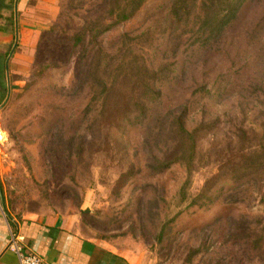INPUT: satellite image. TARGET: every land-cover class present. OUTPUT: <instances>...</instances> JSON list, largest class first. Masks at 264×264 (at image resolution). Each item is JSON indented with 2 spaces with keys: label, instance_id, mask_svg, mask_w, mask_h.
Listing matches in <instances>:
<instances>
[{
  "label": "rangeland",
  "instance_id": "374dc122",
  "mask_svg": "<svg viewBox=\"0 0 264 264\" xmlns=\"http://www.w3.org/2000/svg\"><path fill=\"white\" fill-rule=\"evenodd\" d=\"M33 1L37 42L0 98L2 213L73 218L134 264H264V169L232 173L239 148L264 143V0H241L220 35L200 37L172 0H146L95 40L113 0ZM148 71L154 100L139 111ZM184 103L187 129L209 123L186 186L182 163L153 171V156L178 151L170 121Z\"/></svg>",
  "mask_w": 264,
  "mask_h": 264
},
{
  "label": "crops",
  "instance_id": "0c3cea01",
  "mask_svg": "<svg viewBox=\"0 0 264 264\" xmlns=\"http://www.w3.org/2000/svg\"><path fill=\"white\" fill-rule=\"evenodd\" d=\"M33 3L0 0V98L8 83L7 69L16 68L18 57L32 50L37 42L35 11L39 5ZM71 220L59 213L4 215L0 208V264H19L15 252L8 248L10 232L21 235L25 250L38 254L47 264H134L127 254L84 236Z\"/></svg>",
  "mask_w": 264,
  "mask_h": 264
},
{
  "label": "trees",
  "instance_id": "16d2710c",
  "mask_svg": "<svg viewBox=\"0 0 264 264\" xmlns=\"http://www.w3.org/2000/svg\"><path fill=\"white\" fill-rule=\"evenodd\" d=\"M113 1L114 5L111 6V8L109 9V19L112 20L107 24L103 22L101 24V28H97L94 34H88L91 36L92 40L96 39L97 35L95 34L109 30L112 27L118 25L119 23L131 18L135 14L137 9L146 0ZM197 1L198 0H172L170 5V14L178 23H180L182 20H185V23L188 24L190 22L189 16L192 17L191 21L194 20L193 22H195V25L197 26V29L194 31V33L197 34V36L199 37L203 35H220L221 32L225 30L227 25L235 18V15L238 10V5L241 3V0H199V3H197ZM85 34L87 33L84 29L75 32L73 34V39L75 40V43L77 44L82 41ZM125 36L127 37V34H125ZM263 36L264 23L261 21L259 29L255 31L253 38L254 40L258 41ZM261 46L263 47L264 51V43ZM141 67L144 70H147L145 63H142ZM105 72V66H98V78L102 80L105 75ZM147 73L149 74V76L146 78V88L148 89V94H138L135 99L138 106L140 107L139 111L145 110L147 108L146 103H149L150 101L154 100L153 95L155 94V90L153 87V81L154 79H156V72L148 71ZM104 87L105 92H107L108 87H106L105 85ZM188 107V103L180 105V109L178 108L175 114H172L173 117L170 121V129L176 133V139L174 143H176L179 147L178 151L174 152L176 155H170L168 154V152H165L163 153L161 158L153 156V158L158 162V167L153 168L154 172H161L172 163H182L185 166L188 175L184 186L187 185L189 176L194 170L193 168L195 156L199 152L198 137L200 136V133L203 129H209V123L206 124L204 120L200 121L199 126H195L192 129H187L186 120ZM249 131L254 132V130L252 129H250ZM237 132L241 133V135L245 137L249 136L248 130L241 126L237 127ZM254 138V135L249 136L250 140H247L249 144H251V140ZM257 146H260V148L253 149L250 148L251 145H249L246 148L242 147L238 149L236 157L241 163L239 164V167L232 171L233 174L238 172V175L241 179L248 180L249 176H251L252 174L256 175L259 171L264 169V143L257 144ZM180 151H182L183 154L180 153ZM185 153L188 156H185ZM248 230L249 223L246 226V231L248 232Z\"/></svg>",
  "mask_w": 264,
  "mask_h": 264
},
{
  "label": "built area",
  "instance_id": "2783aa9c",
  "mask_svg": "<svg viewBox=\"0 0 264 264\" xmlns=\"http://www.w3.org/2000/svg\"><path fill=\"white\" fill-rule=\"evenodd\" d=\"M8 248L15 252L19 264H47L38 254L25 250L24 239L18 233L10 232Z\"/></svg>",
  "mask_w": 264,
  "mask_h": 264
}]
</instances>
